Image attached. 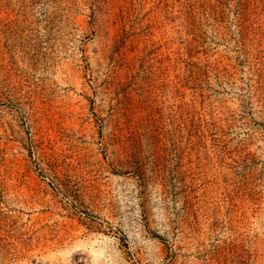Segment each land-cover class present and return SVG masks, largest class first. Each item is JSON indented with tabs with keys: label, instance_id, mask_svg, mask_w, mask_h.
Returning a JSON list of instances; mask_svg holds the SVG:
<instances>
[{
	"label": "rangeland",
	"instance_id": "1",
	"mask_svg": "<svg viewBox=\"0 0 264 264\" xmlns=\"http://www.w3.org/2000/svg\"><path fill=\"white\" fill-rule=\"evenodd\" d=\"M0 264H264V0H0Z\"/></svg>",
	"mask_w": 264,
	"mask_h": 264
}]
</instances>
